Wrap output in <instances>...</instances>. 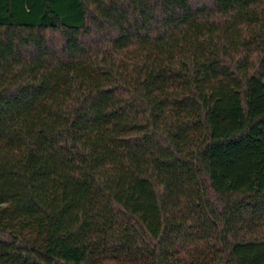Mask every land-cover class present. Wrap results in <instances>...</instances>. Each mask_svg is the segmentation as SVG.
<instances>
[{
  "label": "trees",
  "instance_id": "obj_1",
  "mask_svg": "<svg viewBox=\"0 0 264 264\" xmlns=\"http://www.w3.org/2000/svg\"><path fill=\"white\" fill-rule=\"evenodd\" d=\"M0 264H264V0H0Z\"/></svg>",
  "mask_w": 264,
  "mask_h": 264
}]
</instances>
